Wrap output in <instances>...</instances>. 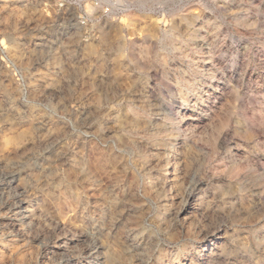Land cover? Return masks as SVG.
<instances>
[{
	"label": "rangeland",
	"instance_id": "rangeland-1",
	"mask_svg": "<svg viewBox=\"0 0 264 264\" xmlns=\"http://www.w3.org/2000/svg\"><path fill=\"white\" fill-rule=\"evenodd\" d=\"M131 1L0 0V264H264V0Z\"/></svg>",
	"mask_w": 264,
	"mask_h": 264
},
{
	"label": "built area",
	"instance_id": "built-area-1",
	"mask_svg": "<svg viewBox=\"0 0 264 264\" xmlns=\"http://www.w3.org/2000/svg\"><path fill=\"white\" fill-rule=\"evenodd\" d=\"M70 16L74 25L94 30L106 21H122L134 11L131 0H40Z\"/></svg>",
	"mask_w": 264,
	"mask_h": 264
}]
</instances>
